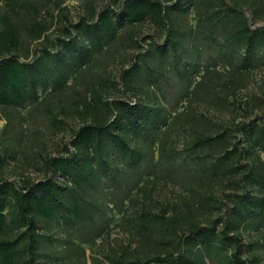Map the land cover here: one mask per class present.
Wrapping results in <instances>:
<instances>
[{
	"label": "rangeland",
	"instance_id": "obj_1",
	"mask_svg": "<svg viewBox=\"0 0 264 264\" xmlns=\"http://www.w3.org/2000/svg\"><path fill=\"white\" fill-rule=\"evenodd\" d=\"M225 1L252 29L264 28V0ZM122 2L118 0V6ZM111 4L113 0H89L86 7L75 0L58 4L57 0H20L17 4L0 0V29L7 18L17 29L13 54L30 63L41 59L39 69L44 72L40 82L29 89L24 105L0 106L1 178L16 185L25 179H43L44 160L66 155L64 148L84 119L90 121L92 115L112 119L105 106L89 110L94 91H99L103 101L135 99L159 113V118L150 116L154 123L148 131L127 136L130 148L142 154L140 158H130L112 144L104 150L108 168L94 161V181H78L82 187L78 199H82V211L86 209L82 219H69L64 211L51 219L37 218L39 237L33 263L111 264L121 260L131 264L154 256L176 258L181 235L195 226L220 230L229 224L236 225L229 235L239 236L241 258L264 264V225L250 208L238 215L241 197L264 198L260 184L264 141L255 146L250 131L254 124L264 126V51L245 47L221 51L218 34L216 41H203V31L219 13L215 10L211 15L210 9L198 3L187 12L174 13L172 19L173 26L188 34V52L179 64L173 68L155 50L141 56L149 72L137 59L134 76L122 79V70L132 66L136 52L147 49L152 37L161 41V27L146 21L122 26L102 40V47L91 45L82 56L79 51L66 52L57 40L67 37L64 27L76 23L80 15ZM213 4L215 9L220 5L217 0ZM35 21L49 25L40 37L28 29ZM77 41L78 45L90 43L85 35ZM44 50L57 56L47 60ZM56 77L61 78V85L54 87ZM218 135L219 140L210 144L197 143L202 136ZM225 149L231 150L228 159ZM65 178L56 177L60 185L74 187ZM63 200L67 202L68 197ZM22 231L1 237L14 239ZM233 250V245L226 250L194 248L183 264H224L225 252L229 255Z\"/></svg>",
	"mask_w": 264,
	"mask_h": 264
},
{
	"label": "trees",
	"instance_id": "obj_2",
	"mask_svg": "<svg viewBox=\"0 0 264 264\" xmlns=\"http://www.w3.org/2000/svg\"><path fill=\"white\" fill-rule=\"evenodd\" d=\"M3 1L8 4L20 2V0ZM75 1L84 4L85 7L86 3H89V0ZM217 1L221 7L217 6L218 8L215 9L213 0H197L196 2L185 0L188 5H185L184 0H123L119 6L118 0H113L115 5L105 6L98 12L91 8L92 10L87 15H80L76 23H70L69 26L64 27L67 37L57 40L63 45V50L66 52L76 53L79 51L78 54L82 56L83 50H89L91 45L102 47V40L114 36L122 26H135L144 21L151 22L162 28L164 36L161 41H154L152 37L147 49L136 52L133 55V59L136 60L130 68L122 70L121 78L131 79L130 77L134 76V67H138L137 59L142 62L141 56L155 50L163 58H167L169 64L175 68L182 60L181 56L188 52L189 43L188 34L171 24L174 13L187 12L194 5L202 3L211 10V15L216 13L215 10H218L217 13H219L214 22L203 31V41H216L215 35L218 34L221 51L223 49L234 51L241 47H245L247 51H264V28L252 29L248 20L239 15L235 7L227 4L225 0ZM58 2L61 0H57V4ZM20 6L25 7V4L20 3ZM34 12L36 10L33 11V14ZM48 28V23L35 21L28 29L35 37H40L45 34ZM194 28L196 27L194 26ZM82 35H85L90 43L78 45L77 40ZM135 43V48L140 50L141 45L137 41ZM17 45L16 26L9 18L4 19V24L0 29V106L4 107L24 105L29 98V89L44 77V72L40 71L41 68L39 69L41 59L38 58L32 63L21 60L13 54ZM4 55H8V57ZM54 56L57 55L44 50L45 59L48 60ZM143 63L144 68L149 72V65L145 60ZM54 82V87L60 86L61 78L56 77ZM91 97H93V104L88 105L89 110L97 111L100 107L105 106L113 118L92 115L90 121L84 119V123L74 131L68 143L69 147L65 146L66 155L48 157L44 160L45 177L43 179L35 182L25 179L20 185H16L14 182L0 177V264H34L39 237L36 233L37 218L51 219L56 216L58 211H64L69 219L83 218L86 209L82 211V199H78L80 195L78 193L82 189L79 182L94 181L92 167L94 161L98 165H103L105 169L108 168L104 156L106 148L116 144L120 152L129 155L130 158L137 159L142 155L139 150L130 148L127 136L129 133L137 134L148 131L149 124L154 123L150 116L153 114L159 118V113H152L148 104H142L135 99L132 101L116 99L103 101L99 91H94ZM250 131L255 135V146L257 143L260 144V141H264V126L254 124ZM123 132L125 133L123 134ZM219 137L220 135L216 137L202 136V139L197 140V143L210 144L219 140ZM70 147L73 148V151L70 150ZM225 151L226 159H228L231 150L225 149ZM81 155L83 158H80ZM94 172L97 174L96 170ZM57 176L71 179L74 187L60 185L56 179ZM260 184L264 186V178L260 180ZM66 188H68L67 192ZM67 197L68 201L66 202L63 198ZM238 204L240 217L243 209L250 208L252 216H257L258 223L264 225V198L253 201L241 197ZM233 226L236 225L224 224L220 230H216L215 226L197 225L187 235H181V251L176 258L166 259L154 256L145 262L138 260L131 264H183L186 261V256L194 253V248L208 250L215 246L226 250L228 245H233L234 250L229 255L225 252L224 264H254L252 260L247 261L241 258L239 236L229 235L236 229L232 228ZM22 228L24 231L19 232L14 239L1 237L6 232ZM24 255H28V257L21 261ZM111 264L124 263L121 260H112Z\"/></svg>",
	"mask_w": 264,
	"mask_h": 264
}]
</instances>
